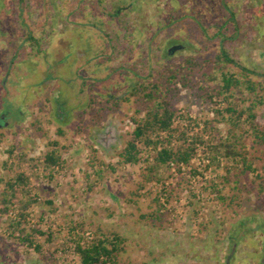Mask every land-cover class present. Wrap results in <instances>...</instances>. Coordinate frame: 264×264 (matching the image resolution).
I'll return each instance as SVG.
<instances>
[{"label": "rangeland", "instance_id": "1", "mask_svg": "<svg viewBox=\"0 0 264 264\" xmlns=\"http://www.w3.org/2000/svg\"><path fill=\"white\" fill-rule=\"evenodd\" d=\"M220 25L224 37H213ZM0 30L1 61L13 62L14 50L19 55L14 67L24 80L17 100L25 103L32 90L27 100H37V121L22 127L21 149L11 142L14 133L0 138V264H78L76 242L86 247L101 234L122 238L118 264H225L226 258L228 264H264V192L250 185L251 175L240 178L237 204L222 210L214 192L200 205L184 191L207 186L215 177L210 169L187 175V183L180 179L178 190L173 167L161 166L145 179L164 141L155 148L138 143L136 164L117 157L132 138L135 111L149 104V83L163 93L169 88L171 109L196 119L208 108L198 97L205 89L197 86L214 87L198 64L212 59L222 42L238 65L264 74V0H0ZM173 45L180 48L167 54ZM187 58L194 67L178 71L188 68ZM182 72L191 77L181 79ZM15 96L8 89L3 102L9 121L20 117ZM258 123L264 126V104ZM107 124L121 134L116 150L93 139ZM53 149L60 162L47 165L44 155ZM157 202L164 225L140 220ZM29 235L31 243L21 241Z\"/></svg>", "mask_w": 264, "mask_h": 264}, {"label": "trees", "instance_id": "2", "mask_svg": "<svg viewBox=\"0 0 264 264\" xmlns=\"http://www.w3.org/2000/svg\"><path fill=\"white\" fill-rule=\"evenodd\" d=\"M217 30L212 36L224 37L220 32L221 25ZM166 52L168 54V51ZM194 63L193 58H187L183 65H187L188 68L180 66L178 71L190 70L194 67ZM210 63H213L211 68ZM198 65L200 71L203 69L201 75L206 78V82L212 81L214 84L210 90H206L202 85L197 86L200 91L205 89L204 93L198 94V97L201 99L200 103L208 107L205 112H202L201 117L190 119L187 115H178L170 107V89H165L166 93H163L158 89L157 84L149 83L148 88H146L148 85L145 86L147 93L144 94V99H148L149 104L144 107L145 110L135 111L138 118L133 120L135 126L132 138L117 157L120 163L136 164L139 161L138 143L144 147L152 145L155 148L164 141L165 145L156 152L152 164L147 167L145 179L150 180L156 177V171L161 166L173 167L180 174L174 189L178 190L180 188L178 186L184 184L180 179H184L187 183V175L193 178L210 169L215 179L208 181L207 186H201L195 193L186 189L185 184L184 191L191 197H195L196 203L200 205L210 199L214 192V201L220 203L222 210L231 209L232 204H237L235 200L241 192V187L238 186L241 177L251 175L248 177L250 185L254 186L257 194L264 192V126L258 123L259 110L264 104L262 99L264 74L258 73L253 67L238 65L224 50L223 42L212 59ZM231 65L236 71L228 69ZM174 77L175 74L168 76L166 84L171 83ZM190 77L184 72L180 73L181 79L186 80ZM161 95H164L165 99L162 98L160 102ZM218 98L226 103L224 108L216 107L214 99ZM210 112L214 113L212 118L208 117ZM139 114L142 115L139 117ZM176 119L185 121V125L181 123L173 125ZM220 124H223V128H220ZM200 125L202 128L199 127ZM195 128H200V131L194 133ZM159 133L164 136L160 138ZM174 139L177 143L170 146L171 140ZM52 145L56 143L53 142ZM197 155H199L198 161L201 160V162L194 165ZM44 160L47 165H56L60 162L59 152L56 149L47 152ZM94 162L98 163V160L95 159ZM220 167L224 174H217L216 170ZM99 174L100 172L97 173ZM223 187L230 189L228 195L220 194ZM226 198L229 199V203L225 201ZM147 208L149 211L139 214V219H150L153 225L157 222L163 226L165 222L162 219V223L159 217L158 202L157 206L153 203L148 204ZM29 237L31 235L25 236L21 241L31 243ZM121 241L122 238L116 234H101V236L93 237L86 247L76 242L74 254L78 257V264H118L117 258L123 252ZM35 248L39 250L38 246Z\"/></svg>", "mask_w": 264, "mask_h": 264}, {"label": "flooded vegetation", "instance_id": "3", "mask_svg": "<svg viewBox=\"0 0 264 264\" xmlns=\"http://www.w3.org/2000/svg\"><path fill=\"white\" fill-rule=\"evenodd\" d=\"M2 32L0 30V54L6 53V43L2 44ZM33 43V42H32ZM17 47V46H16ZM176 48H180V46L173 45L168 51V54H172ZM38 51V50H36ZM14 53L16 55L15 60L13 62L6 61L5 58L3 61L0 59V138L5 135L6 137L10 136L11 133H14L16 137H14V140L12 143L14 144L15 148L19 145V150L21 149V134H22V127L25 126H31L37 121V112H35V105L34 102L37 100L29 101L27 100V94L34 93L32 90V86L30 92L24 95L26 96L25 103H22L21 100H17L19 88L21 87V84L24 79L20 78L17 75V69L14 67V63H18L19 55L16 54V50H14ZM37 52H35L36 55ZM28 54H30L33 58V51L30 49L28 50ZM33 64V62H31ZM22 80V81H21ZM8 89L14 90L16 94V99L11 102L14 104L15 107H17V113L20 116L18 119H12L13 121H9L7 116L5 117L4 111H3V102L7 99V92ZM36 98V97H35ZM119 98V97H118ZM32 99V98H31ZM37 104V103H36ZM8 122V123H7ZM105 126V125H104ZM118 129V128H116ZM9 131V132H8ZM119 131V130H118ZM31 130V135H32ZM93 139L97 141L99 145H101L104 149L109 147V144H115V146H111L112 149H117L116 147L120 146L122 143L121 141V134L115 135V127H110L108 124L106 125L105 130H103V126L101 128H98L94 130ZM4 137V136H3ZM5 137V138H6ZM118 144V145H117ZM18 155L17 151H14L13 155ZM233 253V251H232ZM231 253V254H232ZM228 257V256H227ZM225 264H228L227 258Z\"/></svg>", "mask_w": 264, "mask_h": 264}]
</instances>
